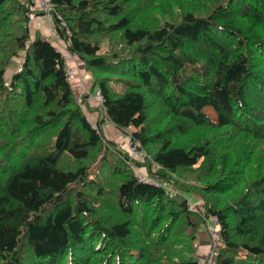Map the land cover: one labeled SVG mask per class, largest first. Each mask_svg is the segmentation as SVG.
Wrapping results in <instances>:
<instances>
[{
  "label": "trees",
  "instance_id": "16d2710c",
  "mask_svg": "<svg viewBox=\"0 0 264 264\" xmlns=\"http://www.w3.org/2000/svg\"><path fill=\"white\" fill-rule=\"evenodd\" d=\"M49 3L0 0V264H264V0ZM50 18L52 42L31 33ZM62 45L101 107L81 106Z\"/></svg>",
  "mask_w": 264,
  "mask_h": 264
},
{
  "label": "rangeland",
  "instance_id": "374dc122",
  "mask_svg": "<svg viewBox=\"0 0 264 264\" xmlns=\"http://www.w3.org/2000/svg\"><path fill=\"white\" fill-rule=\"evenodd\" d=\"M39 5H40V3L38 4V6ZM32 9L33 10H37L35 8H32ZM33 20L38 21L39 19H37L35 17ZM38 24L39 25L33 26L31 28V32L33 34L40 27H41V29H44V30L46 29L50 36L54 34V26H53L51 18L48 19L46 21V23L43 22V23H38ZM106 43L104 44V47H108V43L107 44ZM62 46L64 47L63 51L66 53V63L68 62V66L71 67L73 69V71H74V75L71 78V81L73 82L72 84H74V88L76 90V94L79 96L81 93H83V96L85 95L84 98L87 100V103H91L92 105H94L92 103V101H94V103H96L97 105H99L101 107L102 106L101 104H103V103H100V101L97 100V96L99 95V93L97 92L95 94H92L90 92V90H89L92 87V83L88 79V78H91L90 71H88L83 66V64H82V62H81V60L79 58L73 57L72 54L67 55L68 54L67 48H65L64 45H62ZM105 50L106 49L104 48L103 52ZM24 59H25V52L24 51H19L18 55L16 57H14L13 60L11 61L12 63L10 64V66H8V69H6L5 74H6V78L7 79L11 78V76L14 73H17V72H19L21 70L22 64L24 62ZM113 86L119 92H122V91L125 90V86H123L122 84H113ZM91 99H94V100H91ZM78 100H79V98H78ZM79 102L81 103V106L83 107V104H84L85 100L81 99V101L79 100ZM94 107H96V106H94ZM85 111L88 113L89 116H91L90 118L92 119V121H94L96 119V115H97L96 111H92L91 112V111H88L87 109H85ZM104 125H105L104 127L107 129L106 130L107 136L108 137H113V139H115L117 141V144L122 149L127 151V153L129 154L130 159L144 161L145 160V156L149 157V154H148V152L145 149L141 148V152H140L136 148V146L134 144V139H133V137L130 134V133H132V131L129 132V129H127V131L117 129L116 127H114L113 125H111L109 123H105ZM131 143H133L134 146H132ZM97 166L98 165H95L94 168L96 169ZM155 166H156V168L160 167L159 164H155ZM131 168H132V171L134 172V174H135V171H138V172L142 173L143 177L149 178L150 182H155L156 181V180H154L153 177H151L149 174H147V171H146L145 167L137 166V165L133 164V161H132L131 162ZM194 198H195V200H198V201H197V203L196 202L194 203L193 207L194 206L196 207L197 205L202 204V200L198 196H194ZM211 219L216 221V217L215 216H212ZM210 224L213 225V222H210ZM217 226L219 227V223L217 224ZM206 230L208 231V227H207ZM208 236L209 235H207V237ZM203 250H204L205 255H207L209 253V250H210L209 244H208V247L206 249H203ZM241 255H242V253H241Z\"/></svg>",
  "mask_w": 264,
  "mask_h": 264
},
{
  "label": "built area",
  "instance_id": "2783aa9c",
  "mask_svg": "<svg viewBox=\"0 0 264 264\" xmlns=\"http://www.w3.org/2000/svg\"><path fill=\"white\" fill-rule=\"evenodd\" d=\"M40 2V10L41 11H45L46 13H48L50 11V0H39ZM33 15V14H32ZM73 69L69 66H67V71L68 72H71ZM67 72V77L69 80H71V78L73 77L74 73H72L71 75ZM97 100L100 101V103H103V99H102V96L99 94L97 96ZM134 139V138H133ZM134 144L136 146V148L141 152V143L138 141V140H135L134 139ZM133 143H131L132 146H134ZM135 176L141 181V182H149V183H154V182H150L149 178L147 177H143L142 176V173L138 172V171H135ZM212 220V219H211ZM217 218H216V221L215 220H212L213 222V225H208V233L211 237V244H210V250H209V256L210 258H212L213 255H215V248L216 246L218 245V236H217V233H218V229L219 227L217 226L218 222H217ZM213 226V227H212ZM209 264H213L212 263V260L210 259L209 260Z\"/></svg>",
  "mask_w": 264,
  "mask_h": 264
},
{
  "label": "crops",
  "instance_id": "0c3cea01",
  "mask_svg": "<svg viewBox=\"0 0 264 264\" xmlns=\"http://www.w3.org/2000/svg\"><path fill=\"white\" fill-rule=\"evenodd\" d=\"M34 1V3H36V5H37V0H33ZM32 33V32H31ZM44 33L46 34V33H48V31H44ZM43 33V34H44ZM33 34V33H32ZM97 116H98V112H97V115H96V118H97ZM89 117H91V116H89ZM94 122H96V119L94 120ZM208 244H209V240L207 239V243L205 244V245H203L202 247V249H206L207 247H208Z\"/></svg>",
  "mask_w": 264,
  "mask_h": 264
},
{
  "label": "bare ground",
  "instance_id": "6f19581e",
  "mask_svg": "<svg viewBox=\"0 0 264 264\" xmlns=\"http://www.w3.org/2000/svg\"><path fill=\"white\" fill-rule=\"evenodd\" d=\"M32 15V14H31ZM72 73H74V71L72 70L71 72H69V74L71 75ZM70 82L71 83H73L71 80H70ZM74 85V84H73ZM73 88H74V86H73ZM74 90H75V88H74ZM75 92H76V90H75ZM82 94V93H81ZM81 94L79 95V100H80V96H81ZM147 158V156H145V159ZM236 248V247H235Z\"/></svg>",
  "mask_w": 264,
  "mask_h": 264
}]
</instances>
